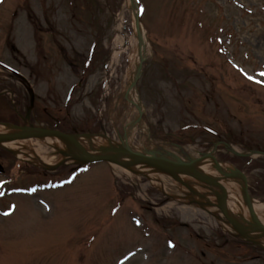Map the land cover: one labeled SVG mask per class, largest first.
Wrapping results in <instances>:
<instances>
[{
  "label": "rangeland",
  "instance_id": "rangeland-1",
  "mask_svg": "<svg viewBox=\"0 0 264 264\" xmlns=\"http://www.w3.org/2000/svg\"><path fill=\"white\" fill-rule=\"evenodd\" d=\"M137 4L145 111L128 144L173 165L249 153L254 192L264 182V0ZM133 12L128 0H0V120L19 112L46 126L40 114L51 113L60 129L100 134L104 150L124 141L138 118ZM22 141L34 160L0 146V264H264V235L236 231L207 181L144 160L148 173L98 162L73 177L79 160L67 149Z\"/></svg>",
  "mask_w": 264,
  "mask_h": 264
},
{
  "label": "bare ground",
  "instance_id": "bare-ground-1",
  "mask_svg": "<svg viewBox=\"0 0 264 264\" xmlns=\"http://www.w3.org/2000/svg\"><path fill=\"white\" fill-rule=\"evenodd\" d=\"M128 4L131 7L132 6L135 7V3L132 0H128ZM141 40H142V44H141L142 47L134 55V57L137 60V65H139L140 57L142 56L139 54L142 53L143 57H145L147 55L146 45H147L148 40H147L144 28H142V30H141ZM130 98L134 99V101H137L136 92L134 90L130 93ZM133 129H135V128H130L128 130V136H129V133ZM16 131H18V130L15 127L0 124V135H9L12 133H16ZM25 133L31 134V131L27 130V131H25ZM22 140H25V139H21V140H14L12 138L3 139V140H0V145L12 149L20 158H23L25 156L28 159L34 160V156H36L35 153L32 152L31 150H29L28 147L26 148L25 145H26L27 141H22ZM79 140L82 143L83 147L91 153L101 152V151H103V149L101 147L105 146V145H102L101 138L99 136H96V135L80 136ZM41 141H44L47 144H51L52 146H54L58 150L59 149H61V150L67 149L68 151H71L70 155H71V153L76 154L78 152V149L75 145L72 146L71 144H69L68 142H66L65 140H62L60 138H55L52 136H42V138H39V142H41ZM16 146H19V147H16ZM124 148L126 149L127 147L124 146ZM128 148L131 150L133 149V147L131 145L128 146ZM44 159L47 160L46 158H44ZM40 160H42V159L39 158V161ZM161 160L166 161L164 159H161ZM127 162L131 163L130 167H133L134 171L139 173V174L148 173L149 170H151L150 168H146L140 161L130 160ZM194 167L199 172L205 173V174L210 175L214 178L216 176H214L215 173L213 171H217V173L220 174L221 176H223L222 174H230V173L234 172L233 169H231V167L226 165V164L217 165L215 159L212 157L197 160ZM234 173H235V177H233V178H229V177L226 178L224 176H223V178L222 177L216 178L217 181L220 179V182L223 185V187L220 188V190L222 191V193L225 196V200H226V204L228 206V211H229L230 216L232 217L233 220H235L237 222L245 223L246 221H248V218L246 216H248V214H251L256 219H258L260 222L264 223V217L262 215H260V212L264 209V202L256 200V199H252L251 201H249V203L244 201V198H243V195L241 194V192H242V190H244L245 180L243 178V175L237 174V172H234ZM231 206H233V208ZM242 234L245 237L250 238V239L251 238L252 239H258L259 238L258 235H260V233L253 231V230H243Z\"/></svg>",
  "mask_w": 264,
  "mask_h": 264
},
{
  "label": "water",
  "instance_id": "water-1",
  "mask_svg": "<svg viewBox=\"0 0 264 264\" xmlns=\"http://www.w3.org/2000/svg\"><path fill=\"white\" fill-rule=\"evenodd\" d=\"M136 24H137V29H138V38L140 40V49L142 47V40H141V22L138 16V12L136 11ZM142 57H141V62L138 66V71L139 74L137 76V78L134 81L133 87H136L137 85V79L139 78V75L142 73L143 71V62L145 60V57H143V54L141 53ZM138 108H139V112H140V118L139 121H141L142 119V115H143V108H142V102L140 101V104H137ZM44 135H48V134H57L65 139L70 140L72 143H74L82 152L81 155L76 156L77 158H81L84 161H89V162H95V161H111L114 163H117L119 165L122 166H131V163H124L123 160L127 157H135L137 161L139 160H144L146 163L155 166L165 172L171 173V174H186L189 176H193V177H197L199 179L205 180L208 183H210L211 185H214L216 187V194L218 195L220 201H221V208L223 213L225 214L226 218L228 219V221L239 231L242 230V228H252V229H259L264 231V225L262 223H260L257 219L254 218L255 220V224H250V225H241L239 223L234 222L231 217L229 216V214H227L226 208H225V201L224 199H222L220 190L217 188V186L219 185L218 181L216 179H213L209 176H207L204 173L199 172L198 170L195 169L194 167V163H188V164H184V165H179V164H175V165H169L166 162L160 160L159 158H157L155 153H151V152H143V151H132L129 149H125L123 147L120 148H111L108 149L109 151H113V152H118V154H109V153H103L100 155H92L89 152H87L84 147L82 146V144L80 143V141L78 140V138L74 135H70V134H65L59 131H51V130H43ZM42 135V134H40ZM22 135L21 134H16V135H11V136H0V139L2 138H20ZM139 158V159H138ZM227 176H233V175H227ZM246 198L247 200L250 199V196L248 194V191L246 190Z\"/></svg>",
  "mask_w": 264,
  "mask_h": 264
},
{
  "label": "flooded vegetation",
  "instance_id": "flooded-vegetation-1",
  "mask_svg": "<svg viewBox=\"0 0 264 264\" xmlns=\"http://www.w3.org/2000/svg\"><path fill=\"white\" fill-rule=\"evenodd\" d=\"M42 110L45 111L46 113L49 112L48 110H45V109H43V108H42ZM42 110H40V112H41ZM42 116H43V115H42ZM45 120H46V125H48L49 127H51V124H50L51 121H52V120H58V118L50 113L49 116H47V117L45 118Z\"/></svg>",
  "mask_w": 264,
  "mask_h": 264
}]
</instances>
